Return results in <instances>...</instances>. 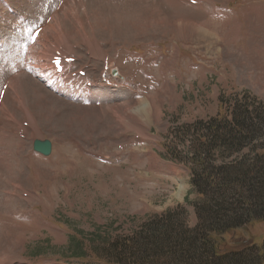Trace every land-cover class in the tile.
<instances>
[{
	"label": "rangeland",
	"instance_id": "1",
	"mask_svg": "<svg viewBox=\"0 0 264 264\" xmlns=\"http://www.w3.org/2000/svg\"><path fill=\"white\" fill-rule=\"evenodd\" d=\"M192 1L0 0V92L8 84L0 105V264H105L97 252L151 218L182 210L189 227L198 223L187 202L198 201L190 162L201 147L198 123L235 104L264 115V0ZM49 17L30 47V34ZM56 18L64 42L56 49L76 61L66 65L69 74H57L53 49L47 72L77 91L93 77V98L53 92L29 67L40 40L55 44L45 32ZM88 65L85 77L72 76ZM141 103L155 108L127 110ZM38 139L53 143L51 156L34 151ZM211 156L210 165L223 164L219 152ZM237 233L263 247L264 222Z\"/></svg>",
	"mask_w": 264,
	"mask_h": 264
},
{
	"label": "trees",
	"instance_id": "2",
	"mask_svg": "<svg viewBox=\"0 0 264 264\" xmlns=\"http://www.w3.org/2000/svg\"><path fill=\"white\" fill-rule=\"evenodd\" d=\"M235 104L229 114L212 119L203 132L192 168L198 223L189 227L184 211L151 218L130 237L117 238L97 252L105 264H264V243L237 239L239 231L264 222V115ZM205 141L206 144L202 143ZM250 148L249 156L227 162ZM223 164L210 165L212 152Z\"/></svg>",
	"mask_w": 264,
	"mask_h": 264
},
{
	"label": "bare ground",
	"instance_id": "3",
	"mask_svg": "<svg viewBox=\"0 0 264 264\" xmlns=\"http://www.w3.org/2000/svg\"><path fill=\"white\" fill-rule=\"evenodd\" d=\"M74 1V0H73ZM226 1V0H225ZM69 2V1H68ZM67 2V3H68ZM66 3V4H67ZM160 3V2H159ZM78 4H80V3H78ZM170 5V4H169ZM207 5V4H206ZM173 9V8H172ZM180 9V8H179ZM195 9V8H194ZM104 12V11H103ZM57 13V12H56ZM172 13H174V12H172ZM177 13V12H176ZM175 13V14H176ZM179 13V12H178ZM177 13V14H178ZM174 14V15H175ZM181 14V13H180ZM179 14V15H180ZM58 15V14H57ZM55 16V15H54ZM59 16V15H58ZM177 16V15H176ZM181 16H183V14H181ZM190 16V15H189ZM104 17V16H103ZM108 17V16H107ZM185 17V16H184ZM210 17V16H209ZM212 17V16H211ZM61 18V17H60ZM188 18V17H187ZM194 18V17H193ZM204 18H207V17H204ZM213 18V17H212ZM151 19V18H150ZM174 19V18H173ZM183 19V18H182ZM211 19V18H210ZM65 20V19H64ZM100 20V19H99ZM106 20V19H105ZM154 20V19H153ZM165 20V19H164ZM67 21H68V19H67ZM107 21V20H106ZM186 21L187 20H185L184 22L186 23ZM189 21V20H188ZM187 21V22H188ZM205 21V20H204ZM64 22H66V20L64 21ZM102 22H103V20H102ZM151 22V21H150ZM176 22V21H175ZM211 22V21H210ZM94 23V22H93ZM157 23V22H156ZM189 23H191L190 21H189ZM213 23V22H212ZM56 24H59V18H56V19H53V22L50 24V26H49V28H50V31L49 32H47V30H46V32H45V34H49L50 35V33L52 32L54 35H55V38H56V41H55V44L53 45V46H51V45H49V42H45L44 40H40L39 41V43H38V48H36V50H35V53L33 52H31L32 54H38L37 55V57H39V59H37V60H32V62L30 61H28L29 62V67H31V69L32 70H34V71H37V73H38V75L41 77V79H43L44 81H45V83H46V86L51 90V91H53V92H59L60 90H62V89H67V88H69V89H71V90H68L71 94H76V95H78L79 97L81 96V97H84L83 99H85V98H93V96L92 95H94V96H97V95H95V93H94V90L93 89H90V88H88L87 87V85H84L83 87H81L80 86V90H78L77 91V89L75 88V86H74V84H73V82H71V84L68 86V82H59V81H57V80H54V79H56V76H55V74H52V75H50L48 72H47V69H46V66L47 65H45L46 63H45V61H47V62H51V61H48V59H46L47 58V54L48 53H52V51H55V50H53V49H56L57 48V46H59V45H61L62 43H64L63 42V40H62V37H61V35L59 34V32H58V28H59V30H61L60 29V27H58V28H56ZM98 24V23H97ZM101 24V23H100ZM161 24V23H160ZM167 24V23H166ZM194 24V23H193ZM192 26V25H191ZM214 26V25H213ZM62 27H64V26H62ZM77 27V26H76ZM199 27V26H198ZM204 27V26H203ZM220 27V26H219ZM86 28V27H85ZM159 28V27H158ZM182 28V27H181ZM68 29V28H67ZM83 29H84V27H83ZM91 29V28H90ZM104 29V28H103ZM235 30V29H234ZM45 31V30H44ZM69 31H70V29H69ZM80 31V30H79ZM78 31V32H79ZM82 31V30H81ZM204 31V30H203ZM209 31V30H208ZM72 32H75L74 31V29L72 30ZM165 32V31H164ZM171 32V31H170ZM183 32H185V31H183ZM63 33H65V32H63ZM62 33V34H63ZM76 33V32H75ZM92 33V32H91ZM173 33V32H172ZM178 33V32H177ZM208 33V32H207ZM47 34V35H48ZM67 34H68V31H67ZM71 34V33H70ZM69 34V35H70ZM187 34V33H186ZM42 36H43V34H41ZM46 35V36H47ZM69 35H67V36H69ZM73 35V34H72ZM79 35V34H78ZM81 35V34H80ZM178 35V34H177ZM181 35H183V34H181ZM212 35V34H211ZM216 35V34H215ZM46 36H44V37H46ZM84 36V35H83ZM87 36V35H86ZM105 36V35H104ZM156 36V35H155ZM52 37V36H51ZM77 37V36H76ZM80 37V36H79ZM92 37H94V35L92 36ZM107 37V36H106ZM181 37H183V36H181ZM180 37V38H181ZM209 37V36H208ZM215 37V36H214ZM53 38V37H52ZM78 38V37H77ZM137 38V37H136ZM188 38V37H187ZM186 38V39H187ZM217 38H219V37H217ZM41 39H43V38H41ZM91 39V38H90ZM138 39V38H137ZM190 39V38H189ZM188 40V39H187ZM135 41H136V39H135ZM139 41V40H138ZM214 41V40H213ZM88 42V41H87ZM97 42V41H96ZM218 42V41H217ZM80 43V42H79ZM79 43H77V45L79 44ZM139 43V42H138ZM213 43V42H212ZM74 44V43H73ZM99 44H100V42H99ZM126 44V43H125ZM134 44H136V42L134 43ZM217 44V43H216ZM65 45H67V44H65ZM80 45H81V43H80ZM83 45V44H82ZM81 45V46H82ZM84 45H85V43H84ZM95 45V44H94ZM128 45V44H127ZM75 46H76V43H75ZM79 46V45H78ZM96 46V45H95ZM94 46V47H95ZM103 46V45H102ZM129 46V45H128ZM66 47V46H65ZM69 47V46H68ZM82 47H84V46H82ZM101 47V46H100ZM108 47H110V46H108ZM85 48V47H84ZM80 49V48H79ZM102 49V48H101ZM57 50V49H56ZM91 50H92V48H91ZM100 50V49H99ZM103 50V49H102ZM104 50H106V49H104ZM120 50V49H119ZM126 50V49H125ZM180 50V49H179ZM33 51H34V49H33ZM77 51H79V50H77ZM118 52V51H117ZM30 53V54H31ZM173 53V52H172ZM29 54V55H30ZM175 54V53H174ZM173 54V55H174ZM218 54V53H217ZM98 55V54H97ZM108 55V54H107ZM33 56H35L36 57V55H33ZM71 57H72V55H70ZM175 56V55H174ZM108 57V56H107ZM34 58V57H33ZM109 58V57H108ZM175 58V57H174ZM177 58V57H176ZM34 59H36V58H34ZM102 59V58H101ZM45 60V61H44ZM109 60V59H108ZM176 60V59H175ZM104 61V60H103ZM261 63V62H260ZM23 68V67H22ZM28 67H26L25 69H27ZM49 70V69H48ZM75 71V70H74ZM53 73V72H52ZM35 75V74H34ZM61 77V76H60ZM19 78V77H18ZM30 78V77H29ZM38 78V77H37ZM50 78H51V80H50ZM54 78V79H53ZM60 79V78H59ZM65 79V78H64ZM62 80H63V78H62ZM82 80H83V78H82ZM88 80V79H87ZM7 81V80H6ZM14 81V80H13ZM33 81H35V80H33ZM65 81H67V80H65ZM18 82V81H17ZM35 82H37V81H35ZM70 83V82H69ZM75 83V82H74ZM77 83V82H76ZM11 84V83H10ZM13 84H15V83H13ZM13 84H11V85H13ZM36 84V83H35ZM10 85V86H11ZM38 85V83L36 84V86ZM40 85V84H39ZM76 85V84H75ZM16 86V85H15ZM78 87V86H77ZM11 88V87H10ZM12 88H14V87H12ZM16 88V87H15ZM20 88V87H19ZM29 88V87H28ZM42 88H43V86H42ZM73 88V89H72ZM21 89V88H20ZM34 89V88H33ZM44 89V88H43ZM46 89V88H45ZM12 90V89H11ZM17 90H19V89H17ZM13 91V90H12ZM16 91V90H15ZM14 91V92H15ZM17 92V91H16ZM29 92V91H28ZM46 92V91H45ZM9 93H10V91H9ZM25 93V92H24ZM10 94H12V92L10 93ZM9 94V95H10ZM14 94V93H13ZM73 94V95H74ZM134 94V93H133ZM43 95V94H42ZM49 95H50V93H49ZM136 95H137V93H136ZM13 96H15V95H13ZM18 96V95H17ZM117 95H109L107 98H115ZM7 97V96H6ZM45 97V96H44ZM129 97V96H128ZM145 97V96H144ZM15 98V97H14ZM37 98V97H36ZM59 99H60V97H58ZM13 99V98H12ZM20 99V98H19ZM19 99H18V101H19ZM58 100V99H57ZM56 100V101H57ZM33 101V100H32ZM43 101V100H42ZM110 101V100H109ZM136 101H138V100H136ZM140 101V100H139ZM143 101V100H142ZM149 101V100H148ZM60 102V101H59ZM126 102V101H125ZM128 102V101H127ZM134 102H135V100H134ZM53 103V102H52ZM136 103V102H135ZM143 103V102H142ZM142 103H141V105L140 106H138V107H136V108H132V107H127L126 109L128 110V111H134V112H137V113H144V114H148L149 113V111L151 110V108H155V104L154 103H152V104H143L142 105ZM18 104V103H17ZM65 104V103H64ZM68 104V103H67ZM72 104V103H71ZM108 104V103H107ZM122 104V103H121ZM126 104V103H125ZM131 104H134V103H131ZM30 105V104H29ZM32 105V104H31ZM118 105V104H117ZM127 105V104H126ZM20 106V105H19ZM57 106V105H56ZM21 107V106H20ZM20 107H17V108H20ZM111 107V106H110ZM4 108V107H3ZM26 108V107H25ZM85 108V107H84ZM1 109V108H0ZM7 109V108H6ZM22 109V108H21ZM27 109V108H26ZM117 109H120V108H118V107H116V108H114V109H112L114 112H116L117 111ZM5 110V109H4ZM23 110V109H22ZM2 111V110H1ZM21 111V110H20ZM15 112V111H14ZM26 111H24V113H25ZM28 112V111H27ZM79 112V111H78ZM107 112H108V110H107ZM4 113H6L5 111H4ZM29 113V112H28ZM96 113V112H95ZM0 114H2V112L0 113ZM23 114V113H22ZM81 114H83V113H81ZM112 115V114H111ZM3 116V115H2ZM5 116V115H4ZM7 116V115H6ZM28 116H29V114H28ZM106 116V115H105ZM1 117V116H0ZM114 117H116V116H114ZM10 119H12V118H10ZM16 119V118H15ZM28 119V118H27ZM120 119V118H119ZM126 119V118H125ZM148 119V118H147ZM5 120V119H4ZM13 120V119H12ZM29 120V119H28ZM108 120H110V119H108ZM112 120V119H111ZM3 121V120H2ZM14 121V120H13ZM34 121V120H33ZM121 121V120H120ZM17 122V121H16ZM24 122V121H23ZM30 122V121H29ZM14 123H15V121H14ZM18 123V122H17ZM20 126H21V124H20ZM34 126V125H33ZM148 126V125H147ZM0 127H2V125L0 126ZM12 128V127H11ZM22 128V127H21ZM34 128V127H33ZM36 128V127H35ZM1 130V129H0ZM24 130H25V128H24ZM132 131V130H131ZM21 132V131H20ZM24 132V131H23ZM133 132V131H132ZM137 132V131H136ZM3 133H4V131H3ZM32 133V132H31ZM1 135H2V133H1ZM38 135L40 136V134L38 133ZM5 137V136H4ZM3 137V138H4ZM9 137V136H8ZM35 137H37V136H35ZM147 137V136H146ZM2 138V137H1ZM10 138V137H9ZM150 138V137H149ZM151 139V138H150ZM111 140V139H110ZM7 141V140H6ZM16 141V140H15ZM124 143V142H123ZM5 144H6V142H5ZM4 158V157H3ZM72 164V163H71ZM1 165H2V163H1ZM8 165V164H7ZM71 168V167H70ZM6 169V168H5ZM7 170H4V172H6ZM9 171V170H8ZM18 172V171H17ZM4 175V174H3ZM7 177H9V176H7ZM19 177H20V175H19ZM29 195V194H28ZM28 200V199H27ZM9 246V245H8ZM4 247V246H3ZM0 249H1V247H0ZM4 249V248H3ZM4 257V256H3ZM1 262V261H0ZM8 263V262H7Z\"/></svg>",
	"mask_w": 264,
	"mask_h": 264
},
{
	"label": "water",
	"instance_id": "4",
	"mask_svg": "<svg viewBox=\"0 0 264 264\" xmlns=\"http://www.w3.org/2000/svg\"><path fill=\"white\" fill-rule=\"evenodd\" d=\"M34 150L44 156H50L52 153V144L50 141H39L37 140L34 144Z\"/></svg>",
	"mask_w": 264,
	"mask_h": 264
},
{
	"label": "snow or ice",
	"instance_id": "5",
	"mask_svg": "<svg viewBox=\"0 0 264 264\" xmlns=\"http://www.w3.org/2000/svg\"><path fill=\"white\" fill-rule=\"evenodd\" d=\"M59 62L57 61V64H58Z\"/></svg>",
	"mask_w": 264,
	"mask_h": 264
}]
</instances>
